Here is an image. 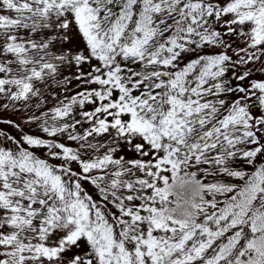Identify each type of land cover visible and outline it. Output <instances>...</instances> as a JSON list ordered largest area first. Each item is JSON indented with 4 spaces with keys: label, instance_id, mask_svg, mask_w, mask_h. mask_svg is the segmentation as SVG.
<instances>
[{
    "label": "snow or ice",
    "instance_id": "snow-or-ice-1",
    "mask_svg": "<svg viewBox=\"0 0 264 264\" xmlns=\"http://www.w3.org/2000/svg\"><path fill=\"white\" fill-rule=\"evenodd\" d=\"M0 264H264V0H0Z\"/></svg>",
    "mask_w": 264,
    "mask_h": 264
}]
</instances>
